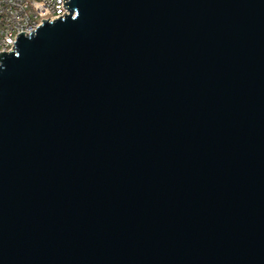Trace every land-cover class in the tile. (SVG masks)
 I'll return each instance as SVG.
<instances>
[{"label": "water", "instance_id": "obj_1", "mask_svg": "<svg viewBox=\"0 0 264 264\" xmlns=\"http://www.w3.org/2000/svg\"><path fill=\"white\" fill-rule=\"evenodd\" d=\"M0 53V264H264V0H68Z\"/></svg>", "mask_w": 264, "mask_h": 264}, {"label": "built area", "instance_id": "obj_2", "mask_svg": "<svg viewBox=\"0 0 264 264\" xmlns=\"http://www.w3.org/2000/svg\"><path fill=\"white\" fill-rule=\"evenodd\" d=\"M68 0H0V53L15 50L18 35L29 36L43 25L69 14ZM35 33V32H34Z\"/></svg>", "mask_w": 264, "mask_h": 264}]
</instances>
